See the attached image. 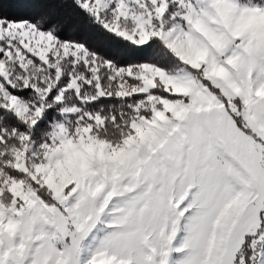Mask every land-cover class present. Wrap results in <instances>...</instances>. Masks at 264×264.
<instances>
[{
	"label": "snow or ice",
	"instance_id": "6c2138e0",
	"mask_svg": "<svg viewBox=\"0 0 264 264\" xmlns=\"http://www.w3.org/2000/svg\"><path fill=\"white\" fill-rule=\"evenodd\" d=\"M0 264H264V0H0Z\"/></svg>",
	"mask_w": 264,
	"mask_h": 264
}]
</instances>
